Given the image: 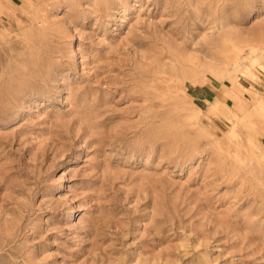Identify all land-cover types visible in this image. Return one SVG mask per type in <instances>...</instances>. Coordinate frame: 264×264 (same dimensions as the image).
I'll use <instances>...</instances> for the list:
<instances>
[{
  "label": "rangeland",
  "instance_id": "1",
  "mask_svg": "<svg viewBox=\"0 0 264 264\" xmlns=\"http://www.w3.org/2000/svg\"><path fill=\"white\" fill-rule=\"evenodd\" d=\"M0 264H264V0H0Z\"/></svg>",
  "mask_w": 264,
  "mask_h": 264
}]
</instances>
